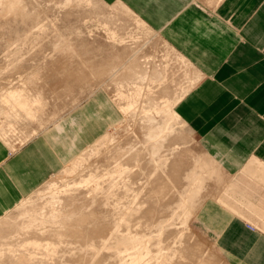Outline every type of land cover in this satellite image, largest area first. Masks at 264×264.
<instances>
[{"label":"rangeland","instance_id":"obj_1","mask_svg":"<svg viewBox=\"0 0 264 264\" xmlns=\"http://www.w3.org/2000/svg\"><path fill=\"white\" fill-rule=\"evenodd\" d=\"M23 1L25 4V0ZM210 2L211 1L208 0L207 3ZM24 11L28 12L30 17H22L18 14L13 15L9 13L0 16V140L6 141L8 139L4 148L7 150V160L13 158L14 155L28 146L32 139H35L38 136V132L47 130L48 128H52L58 133L61 132L62 128L58 126V123L66 120L65 123L67 124V121H71L70 113L87 102L94 94L98 93L100 96L103 95L115 108L114 110L115 113L117 112L118 118H113L107 114L108 116L106 119H110L104 122L100 131L94 135L91 141L86 142V144L79 148L72 156L61 145H58L56 137L49 136L47 138L46 143L51 147H49L50 153H52L56 159L62 161L60 167L40 179L32 189L28 190V192H20L17 196L18 198L12 205H7V203L0 205V244L11 243L15 244L17 247H22V245H25L28 241L36 238V234L34 233L36 231L32 232L29 230V232H26L25 226H22L23 228L21 227L20 229L18 228L19 226L17 227V224L22 222L21 219L25 218L27 213H31L33 210L43 209L47 216L50 215L48 206L42 208L47 205L46 202L49 200V194L47 195V193L50 190L48 191L49 188L47 186L50 182H55V186L58 184L61 186L60 188H62V186L65 187L66 182L71 179H74L73 182H76L77 180L79 181V179H81L80 177H82V173L93 171H98L99 173L103 172L109 167L114 158L122 156L124 152V155H127L126 152H131L141 158H147L149 155L152 157L151 153L148 155L149 152L147 149V143L152 142L147 141L145 136H147V132H149L150 128L155 129V126L162 120V117H158L152 121L150 118L142 117L140 113H137L136 111H128L125 113L121 108H123L126 103V98L117 96L118 94L116 95L118 89L124 94H127L133 90L132 87H136V84L139 83L138 79L141 80V78H134L133 76L135 75V72L140 75L144 74L146 71V76L148 75V80H150L148 81V84H146L145 81L147 80V77L145 76L143 80L144 84L139 83L141 85L140 90L142 97V93L147 91L146 95L144 92V98L148 97V100L146 98L148 102L145 101L144 104H149L151 100L152 103L157 102L167 95H175L177 90L178 92L181 91L179 88L181 89L184 87L187 90V87H189L187 86L189 78L194 75V78L198 77L197 71L185 58V61L182 62L179 58L176 60L177 57L182 55L172 50L154 28H150L148 24L144 23L134 14L135 12L127 8L118 0L113 2H106L104 0H26ZM135 51H138L136 52V55ZM166 52L168 53L165 54ZM131 54L132 58L130 56ZM164 55L166 57H163ZM175 55L179 56L176 57ZM144 56H147V58ZM162 57L163 59L165 58L164 61ZM133 58H136V60ZM152 58L156 61L155 64ZM128 60H131L132 62ZM123 61H125V64L127 62V64L123 66L124 68L118 73L117 71L120 69L115 70V68L124 64ZM152 61L153 63H150ZM159 61H161V64ZM185 62L189 65L184 64ZM131 63L132 65L129 66L130 68H133L132 71H135L133 73L130 70L132 74L129 73V66H127ZM156 63L160 66V69L164 67V65L162 66L163 63L165 65L168 64L167 67H164V70L167 71V73H165L164 70L161 72L165 73V75L168 74L167 77H165L164 74H161L160 77L158 72L157 74L156 72H153L154 69L155 71L156 68L157 70L159 69V66H154ZM147 64H149L148 66L150 69H148ZM145 65L147 70L144 69L146 68L144 67ZM113 68L116 71L114 74L111 72L114 71ZM165 68H167V70ZM137 70L139 72H137ZM142 70L143 73H141ZM148 71L151 72L149 73L150 77L149 74H147ZM127 72L130 75V79L131 75H133L132 81L137 79L134 80L136 83L129 80V77L126 76L128 75ZM154 73L161 78V82L158 81L159 77H157V80L155 78L154 81ZM111 74H113V76H111ZM115 74H117V76ZM162 75L166 81L162 79ZM150 78L153 79L151 80ZM143 81L140 82L143 83ZM132 83L135 84V86H132ZM145 84L147 88L144 86ZM15 88H20L24 91L23 93L25 95L30 97L34 96L35 93L39 95V99L41 100L40 116L37 117L36 120L26 119L22 116L23 112L18 110L20 108L17 109L18 106L16 107L15 105H12V107L10 104L11 101L9 103L5 101V99H7L5 96L6 93L10 92L9 90H16ZM148 90L150 93H148ZM181 121L183 120L181 119ZM183 123L185 122L183 121ZM175 125L176 126H173L174 128L171 127L172 129L170 128L168 130L169 133L162 139L164 141L162 142L161 147L154 153L155 159L158 157L163 158V160L165 157L170 159L165 161L166 164L164 163L162 167L158 166V170L151 176L154 175L155 179L156 176H160L162 179L167 178H165L167 175V165L171 162L172 158L177 157V154L180 152V150L176 152V150L172 151L168 149L176 145L181 147V150H185L190 154L199 155L201 159L206 160V168L212 167V169H214L216 165L215 163H218V161L203 150L199 145L197 136L191 131V129L187 127L186 124L185 128L178 127V124ZM156 142L160 143L158 139ZM55 145L68 153L66 159L64 158L62 160L58 156ZM199 149L201 151H198ZM1 155L2 152L0 153V159L2 157ZM81 158L85 161L82 160L83 163L80 165V168L78 167L76 170L77 172L75 171L74 173H71L72 175L70 173L67 174V171L73 167V164ZM190 160L193 161L192 158H190ZM127 163L132 164V162ZM131 164L129 167H131ZM1 165L2 163L0 162V166ZM142 166L147 167V170L152 168V164L147 165L144 163ZM136 168L137 166H134L133 172ZM220 170H217L218 180L214 177L208 176L207 173L201 174V178H203L204 181L202 179L200 182L199 195L196 197L197 199H194L196 203L194 202L192 205L190 204V207L188 206V211H190L187 217L189 216V218L185 222L186 225L183 223V230L181 229L182 223L178 222L179 220L176 222L179 224L181 223V226L179 224L177 225V223L175 225L171 224L170 219L171 213H173L172 210H166L167 214L165 211L161 212L163 211V209L160 208L161 206H155L156 217L160 220V223H162L160 224V227L162 226L161 228L163 230L161 229L159 231L160 242L163 241L162 244L160 243L162 248L165 250H168L169 248V252L177 251V249H179V247H177L178 244L172 241L173 239H177L180 232L183 231V233H185L182 234L183 237L181 236L183 240L185 237L188 238L184 242L188 240L189 245H193L194 242H197L196 244L199 245L197 248H199L202 257L207 264H234L230 262L227 255L222 253V251H220L215 245L213 234L206 228V226H204L205 223L199 222V209L201 202L206 199H212L211 194L215 191L216 194L218 193L220 195L223 190V183H226L224 182L225 175L222 172V167ZM137 176L142 179V176L144 175L138 174ZM154 176L150 178H154ZM141 179L136 183L131 184V187L133 188L127 191L126 194H124V192H118L122 196L120 198L115 197V200L118 199V201L115 202L121 204L122 202L130 200L132 192H138L137 187L142 182ZM73 182H68L67 185H73ZM107 182L104 184L106 187L108 185H106ZM102 183L103 182L100 183L101 186H103ZM119 185L120 183L116 186ZM81 190L82 189L80 188L78 191L74 190L75 192L70 191V193H67L60 198L61 203L54 204V211L56 210L55 208H57L55 211L56 217L53 215L49 216L51 218L48 217V219L57 218V220L54 221L55 223L52 221L47 222L45 224V230H43L41 234H37L39 238L44 239L43 241H50L52 239L50 237L51 230L59 226L60 223L64 221L65 217L67 218L66 215L59 217L61 213L65 212L63 210L68 208L67 206L70 207V205H66V203L71 200L73 201L74 198L77 199L80 195H82L81 198L87 199V205H89L91 197L95 198L93 203L91 201V206H84L85 211L86 208L88 210H93L98 207V210L102 212V215L103 212L106 214V209L108 210L109 206L107 205V207H104V205L101 204L105 199L102 197V199H100L99 197L101 195L99 193L92 192L89 188ZM104 190H106V188ZM173 193V191L170 192V196H168L170 201L175 198L172 196ZM95 194H97L98 197ZM22 200H25V203ZM175 209H178L175 210L177 212L181 211V209L179 211V207H176ZM175 211L173 214L176 215ZM173 214V218L181 216L177 215L175 217ZM110 218L112 219L111 216H109V219ZM166 219L169 220L167 221L168 223L166 222L168 225L165 223ZM106 220H108V214ZM170 224L172 226H170ZM245 225L250 230H253L252 225L247 223ZM21 229L23 230L22 233H20ZM161 231H165V233ZM55 238L57 240L66 239V237ZM184 242H182V245H184ZM27 245L22 248H26L25 250L28 249L36 257H41V254H39L40 250L33 249L32 246ZM167 246L168 248L166 249L165 247ZM165 250L164 252H166ZM176 253L177 256L175 255ZM175 254L173 257L174 264L178 262V258L180 257L178 251L175 252ZM56 255L59 259L60 256L63 255L60 260L65 262L69 261L73 256L72 253L67 254L60 250L55 253V256ZM57 256L54 257V259L58 261L59 259ZM175 257H177L178 260H176ZM181 258L184 257H180V260L182 261L179 262L182 264L185 259ZM35 262L36 264H40L38 260L28 262L27 264H35ZM0 264H10V261L7 257L3 256L2 259H0ZM75 264L79 263L76 262ZM105 264H108V262Z\"/></svg>","mask_w":264,"mask_h":264},{"label":"crops","instance_id":"obj_2","mask_svg":"<svg viewBox=\"0 0 264 264\" xmlns=\"http://www.w3.org/2000/svg\"><path fill=\"white\" fill-rule=\"evenodd\" d=\"M118 1L199 74L174 108L218 161L226 182L220 195L215 191L201 202L199 222L230 262L264 264V0ZM114 109L94 94L70 113L71 121L58 123L61 132H38L9 160L8 139L0 140V205H12L20 192L60 167L46 143L49 136L72 156L100 131L107 114L118 118ZM59 146L58 156L66 159Z\"/></svg>","mask_w":264,"mask_h":264},{"label":"bare ground","instance_id":"obj_3","mask_svg":"<svg viewBox=\"0 0 264 264\" xmlns=\"http://www.w3.org/2000/svg\"><path fill=\"white\" fill-rule=\"evenodd\" d=\"M25 5H26V0H25V4H24L23 0H0V16L6 15L9 13V14H13V15L18 14L22 17H30L28 12L24 11ZM136 52H138V51H135V55L137 54ZM167 53L168 52H166L165 54H167ZM132 54L130 55L131 58H132ZM177 56H179V55H177ZM144 57L147 58V56H144ZM163 57H166V56L164 55ZM163 57H162V59H163ZM181 57L182 56L177 57L176 60H178V58H179V60L181 62L185 61L184 58L183 57L181 58ZM146 58H144V59H146ZM148 59H149V57H148ZM150 59H151V57H150ZM131 60H128V61H131ZM134 60H136V58ZM152 60H154V59L152 58ZM164 60H165V58L163 59V61ZM123 62H124V64L120 65L122 67L119 66L118 68H115V70L120 69L117 71L118 73H119V71L121 72V70L124 68L123 66H125L127 64V62H126V64H125V61H123ZM155 62L156 61L154 60V64H155ZM159 62L161 64V61H159ZM150 63H153V61ZM164 63L162 64V66L164 65V67L165 66L167 67L168 64L166 63L167 65H165ZM135 64H136V62H135ZM135 64L133 63L134 66H135ZM184 64L187 65L188 63L185 62ZM129 65H132V63L128 64L127 66H129ZM148 65L149 64H147V67H148V69H150ZM154 66L158 67L159 65H157V63H156V65H154ZM179 66H180V63H179ZM114 67H116V66H114ZM140 67H141V65H140ZM144 67H146V65ZM147 67L144 69L147 70ZM164 67L162 69H160V66H159L158 67L159 69L157 70V68H156V71L154 69L153 72H156V74L158 72L160 77H161V74H164V76L167 77L168 74L165 75V73H167V71L164 70ZM134 68H136V67H134ZM132 69L133 68H130V66H129V73L130 74H132L130 72V70L132 71ZM141 69H143V68H141ZM165 69L167 70V68H165ZM180 69H181V67H180ZM113 70H114V68H113ZM115 70L111 71V72L114 74V73H116ZM143 70L141 71V73H143ZM163 70L165 71V73H161ZM184 70H185V68H184ZM126 71H128V70H126ZM132 72L134 73L135 71H132ZM137 72H139V71L137 70ZM153 72H152V74H153ZM183 72H185V71H183ZM187 72H188V70H187ZM187 72H186V75H187ZM129 73L127 72L128 75H126V76L129 77L130 76ZM149 73H151V72L148 71L147 74H149ZM113 74H111V76H113ZM117 74H115V75L117 76ZM134 74H135L134 76L131 75V79L129 77V80L132 81V76L134 78H137V79L139 77V78H141V80L138 79L139 83L144 84L143 80L146 76V71L144 72V74L139 75V74H136V72ZM156 74L154 73V75H153L154 81H155V78L157 80V77H159V76H156ZM181 76H183V75H181ZM194 76L193 77L191 76L192 78L191 77L189 78L187 86H190L192 83L195 82V80L196 81L198 80L199 76L195 77V78H194ZM146 77H147L146 78L147 80L145 82H146V84H148V81H150V80H148L149 79L148 75ZM149 77H150V74H149ZM160 77L158 78L159 79L158 81L161 82ZM112 79H113V77H112ZM137 79H134V80H137ZM150 79L152 80L153 78H150ZM162 79H164L163 75H162ZM134 80L132 82H134ZM140 81H143V83H141ZM134 83H136V82H134ZM139 83L136 84V87H132L133 90L130 93L124 94L122 91H119V89H118V91H116V95L118 94L117 96L126 98V103L124 104L123 108H121V109H123V111L125 113H127L128 111L129 112H135L136 111L137 113H140V115L142 117L148 118V119L150 118L152 121L154 119H157L158 117H162V120L159 123H157V125L155 126V129L150 128L149 132H147V136H145L147 141L152 142V143H150V142L147 143V149L149 152L148 155L151 153L152 157H150V155H149L147 158H144V157L141 158V157H138L137 155H134L133 153L128 151L129 153L126 152L127 155H124L125 154V152H124L123 155L120 154L122 156H120L118 158H114L111 161V164L109 165V167L106 168L103 172L99 173L98 171H93V172H89V173H82L81 174L82 177H80L81 179L78 178L79 181L75 180L76 182H73L74 179L73 180L71 179L70 181H68L70 183L73 182L72 183L73 185L69 186V185H67L68 182H66L65 187L62 186V188H60L61 186H59L58 184H56L57 186H55V182L54 183L50 182L47 186L49 188L48 191L50 190L49 192L47 191L48 192L47 195L49 194V200L46 202L47 205L42 207V208H46V206H48L49 210H50L49 211L50 215L47 216L43 209L42 210H39V209L33 210L31 213L30 212L27 213L25 218L21 219L22 222H20V224H17V227L19 226L18 227L19 229L22 226L23 227L25 226L26 232H29V230L32 232L36 231V232H34L36 235L33 234L36 236V238L38 237L37 234H41L43 232V230H45V226H46L45 224L47 222H49V221L54 222L57 220V218L56 219L54 218V217H56L55 211L57 210V208H55L56 210L54 211V209H53L54 204L55 203H58V204L61 203L60 198L63 197L65 194L70 193V191L71 192L74 190L78 191L80 188L82 190H84V189L86 190L87 188H89L90 191H92V192L94 191L97 194L99 193L101 195L99 197L100 199H102V198L105 199V200H103L104 202H102L101 204L104 205V207H107V205H108L109 209L108 210L106 209V214L103 212V215H102V212L100 210H98V207H97V209H93V210L92 209L88 210L86 208V211H85L84 208L89 206V205L91 206V201L93 203L95 201V198L91 197L90 198L91 201H90L89 205H87V202H86L87 199L81 198L82 195H80V197H78L77 199L74 198L73 201L71 200L70 202L66 203V205H70V207L67 206L68 208H66V210H63L65 212L61 213L59 215V217L66 215L67 218L65 217L64 221L62 220L63 222H61L60 225L57 224L59 226H57V227L55 226L56 228L52 227L54 229H52L50 232L51 233L50 237L52 238L50 241H43L44 239H41L38 237L37 239L35 238L33 240H30L25 244V245L28 244L29 246H32L33 249L35 248L37 250H40L39 254H41V257H36L28 249H27L28 250L27 251V250H25L26 248H22L25 245H22V247H17L15 244L1 243L0 244V259H2L3 256H5L10 261V264H27L28 262L37 261V260L40 262V264H75L76 262H78L79 264H105L107 262H108V264H152V263H155V264H174L173 263V257H174L175 252L178 251V255L180 257H184L181 259H185L188 262L187 263L184 260L185 264L186 263L187 264H207V262L203 259L202 255L199 251V248H197L199 246L198 244H196L197 242L196 243L194 242L193 245L192 244L189 245L188 240L186 242H184L188 238L185 237L186 236L185 235L184 236L185 238L183 240L182 234H185V233H183V231H181V232L178 231V232H180V235H179L180 237L178 236L177 239H173V241H172V242L178 244L177 247H179V249H177V251L174 249L175 252L174 251L169 252L168 246L165 247L166 249L168 248V250H165L164 248H162L161 244L163 241L160 242V235H159L160 234L159 231L162 229L161 228L162 226L160 227V224H162V223H160V220L157 219V217H156L155 206L156 207L161 206L160 208L163 209V211H161V212L165 211L166 213L168 210H172L174 213L175 210H178L175 208L179 207V211H180V209H181V211L180 212L175 211L176 215L171 213V219L172 220L170 219V221H171V224L175 225L177 223L176 221L179 220L178 222L182 223V224L181 223L180 224L182 225L181 229L183 230V223H184V225H186L185 222L189 218V216L187 217V215L189 214V211H190V210L188 211V206L190 207L192 205V203H194V202L196 203V201L194 199H197L196 197L199 195L200 182L203 179V178H201V174L207 173L208 176L214 177L215 179L218 180L217 170L218 169L220 170V166L218 163H215L216 165H215L214 169H212V167L206 168L205 167L206 166L205 163H207L206 160L201 159L199 155L190 154L189 152H186L185 150H181V147L176 145V146L168 149V150H172V151L176 150V152H178L180 150V152L177 154V157L172 156L173 158H172L171 162L167 165V170H166L167 175L165 176V178L166 177L167 178L162 179V178H160V176H156V179H155L154 175H153L154 178H150V177H153L151 175L154 174V172H156L158 170V166L162 167L164 163L166 164L165 161L170 159L168 157H165L164 160H163V158H159V157L156 159L154 158V153H155V151L159 150V148L161 147L162 142L164 141L162 139L164 138V136L165 137L167 136V134L169 133L168 130L173 126H176L175 124H178V127H181V128L182 127L185 128V126H186L185 123H183V121H181V119L179 118V115L177 114V112L175 111V108H174L176 101L179 99V97L181 95L184 94V92H186V89L184 87L181 89L179 88V90H181V91L178 92V90H177L175 95L172 93L173 94L172 96H168V95L164 96L163 99H161L157 102H154V103H152V100H151V102H149V104L150 103H152V104L149 105L148 103L144 104L145 101L148 100V97L144 98V92H145L144 89H143L144 92L142 93L143 97L141 96V90H140L141 85ZM146 84L144 85L145 87H146ZM132 86H135V84L132 83ZM149 86H150V83H149ZM15 89L16 90H13V91L9 90L10 92H7V93L5 92L6 93L5 96L7 98V99L4 98L5 101H7L8 103L11 101V103H10L11 106L12 105H15L16 107L18 106L17 109L20 108L18 110H21L23 112L22 116H24L26 119L36 120L37 117L40 116L41 100L39 99V95L37 93H35L34 96L30 97L28 95H25L23 93L24 91H22L20 88L19 89L15 88ZM187 91H188V89H187ZM117 92H119V93H117ZM148 93H150L149 90H148ZM146 94H147V91L145 92V95ZM146 98H147V100H146ZM149 100H150V97H149ZM17 115H19V114H17ZM160 137H162V138H160ZM157 139L160 141V143L156 142ZM198 151H201V150L199 149ZM198 151H197V153H198ZM190 158H192L193 161L190 160ZM82 160H84V159L81 158L80 160L75 162L73 164V167L67 171V174L68 173H70V174L74 173L78 169V167L80 168V165L83 163ZM127 162H132V164L127 163ZM144 163H146L147 165L152 164V168H150V170H147V167L142 166ZM130 164H131V167H129ZM134 166H137V168L133 172ZM150 172H152V173H150ZM220 172H221V170H220ZM138 174L144 175V176H142V179H141V177L137 176ZM139 179H141L142 182L137 187L138 192H136V190H135L136 193L132 192V197L130 200H128L127 202H122L121 204H119V202H115V201H118V199L115 200L116 199L115 197L120 198L122 196L119 193L124 192V194H126L127 191H129V190H131V188H133V187H131V184L136 183ZM116 180H117V182H116ZM118 180H119V182H118ZM203 181H204V179H203ZM101 182H103L102 183L103 186H104L105 182H107L106 183V185L108 184L107 187L104 186V189L106 188V190H104L103 186L100 185ZM119 183H120V185L116 186ZM83 187H85V188H83ZM172 191L174 192L172 196H174L175 198H173V200L170 201L168 199V196H170V192H172ZM38 193H40V192H38ZM97 194H95V195H97ZM97 197H98V195H97ZM22 201H24V203H25V200H22ZM19 203H21V202H19ZM21 205H23V204H21ZM17 206H19V205H17ZM104 207H102V208H104ZM56 213H58V212H56ZM59 213H60V211H59ZM107 214H108V220H106ZM172 214L175 215V217L177 215H181V216L173 218ZM53 215H54V217H53L54 219H48L49 216H53ZM109 216H111L112 219L111 218L109 219ZM164 217H166V216H164ZM49 218H51V217H49ZM167 221H169V220L166 219L165 223ZM173 221H175V222H173ZM171 224H170V226H172ZM178 224L179 223H177V225ZM47 226H49V225H47ZM13 227H15V226H13ZM176 228H178V227H176ZM19 229H17V230H19ZM253 229H255V227H253ZM22 232H23V230L21 229L20 233H22ZM161 232H163V231H161ZM163 233H165V231ZM177 234H179V233H177ZM42 235H44V234H42ZM163 236H165V235H163ZM55 237H58V238L66 237V239L57 240ZM161 238H162V235H161ZM45 239H47V238H45ZM182 242H184V245H182ZM169 246H170V244H169ZM162 249H163V251H162ZM58 250H60L63 253H67V254L72 253L73 256L71 259L69 258L70 259L69 261L66 260L67 262H65L63 260L62 261L60 260L64 254L62 256H60V259L56 255L57 258L59 259L57 261L54 259V257H56L55 253H57ZM164 250L166 252H164ZM175 255L177 256V253ZM180 257L178 258L179 260L177 259V257H175L176 260H178V262L182 261V260H180ZM53 259H54V261H53ZM178 262H176V264ZM184 262H182V264H184ZM35 264H36V262H35Z\"/></svg>","mask_w":264,"mask_h":264}]
</instances>
